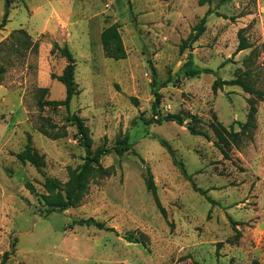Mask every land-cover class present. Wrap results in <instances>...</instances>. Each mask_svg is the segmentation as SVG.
<instances>
[{"label": "rangeland", "instance_id": "374dc122", "mask_svg": "<svg viewBox=\"0 0 264 264\" xmlns=\"http://www.w3.org/2000/svg\"><path fill=\"white\" fill-rule=\"evenodd\" d=\"M208 8L204 33L181 52V40ZM3 10L0 0V20ZM111 23L119 25L124 59L103 55L99 32ZM240 30L251 47L236 52ZM54 43L75 59L79 92L70 112L84 119L92 150L109 149L100 162L114 172L91 182L77 205L49 212L24 186L30 181L42 193L43 177L13 153L29 135L46 174L61 182L85 155L66 109L37 104L41 88L44 99L65 95L53 75L67 60ZM188 53L213 73L186 77L180 68ZM248 56L251 81L264 92V0H11L0 30V262L9 251L3 264H264V95L253 101L251 137L231 146L229 158L209 127L217 120L238 131L246 120L252 95L235 85L214 93L212 83L246 69ZM150 64L160 94L155 111ZM156 113H178L183 123L144 124L141 118ZM41 116L64 124L66 136L38 132ZM124 135L130 148L120 155L113 146ZM177 162L209 198L192 189ZM148 169L166 218L146 189ZM89 217L113 230L73 222ZM231 221L238 223L237 239ZM129 231L144 233L147 246L126 240Z\"/></svg>", "mask_w": 264, "mask_h": 264}, {"label": "trees", "instance_id": "16d2710c", "mask_svg": "<svg viewBox=\"0 0 264 264\" xmlns=\"http://www.w3.org/2000/svg\"><path fill=\"white\" fill-rule=\"evenodd\" d=\"M212 1L213 0H198L200 5H203L205 3H211ZM225 1L229 0H219L220 3ZM10 4L11 0H4V10L2 18L0 20V30L3 29V27L8 21ZM212 12V9L208 8L205 14L198 20V22L191 27L186 38L181 40V43L179 45V49L181 52H183L187 48H190L191 45L204 33L206 29V18ZM17 32L25 33V31L22 29L17 30ZM237 37L238 44L235 49L236 52L251 47V43L244 35H242L241 30L238 32ZM99 40L101 43L103 55L106 58L119 60L124 59L126 57V49L119 31V25L117 23H111L109 25L103 26L99 33ZM54 47L67 60L61 74L53 75L59 82L64 85L65 95L62 99H44V95L47 92V88H41L39 89V100L37 104L39 108H43L45 106H63L66 109V121L69 122L71 125L75 126L78 142L80 146L83 147L85 155L80 164L75 167L67 168V179L65 182H61L58 179L46 174V172L44 171L45 157L33 146L31 137L29 135L27 136V141L24 147L20 151L13 153L15 158L20 163L31 164L43 177V181L41 182L43 188L42 193H38L35 189L34 184L30 181H26L24 183V186L30 194L36 195L38 197L39 202L46 206L49 212L55 210H65L69 207L77 205L81 201L83 196L86 194L89 184L91 182L109 176L114 172L112 168L104 167L100 162L101 157L105 155L109 151V149L105 146H98L94 150H92V141L89 129L85 124L84 119L79 115L70 112L71 99L74 95L78 94L79 92L73 79L75 59L67 46L60 47L56 43H54ZM243 63L246 69L239 70V72L233 78L222 79L219 76H216L215 80L212 83V90L214 93L218 89L222 88L223 85H235L239 86L244 92L252 95L251 97H248L246 99L248 104L246 120L244 122H238V131L234 130L233 125L226 127L217 120H214L209 124V127L211 128L216 138V146L222 153L224 158H229L228 150L231 146H237L242 136L251 137V132L255 128L256 113V108L253 105V101L254 99L261 100L264 95V92L259 89H256L251 81L252 75L250 65L252 64V61L250 57H246L243 60ZM180 70L186 77L198 76L201 73H213V71L209 68H203L196 65L194 63L192 53L187 54V58L182 64ZM3 71L4 67L0 66V74ZM150 71L152 87H154V101L152 106L153 110L155 111L156 105L159 103L160 100V94L157 89L158 82L156 78V70L151 64ZM40 119L42 121L36 125V130L42 135L51 139H57L66 136L67 131L66 126L64 124L58 126L55 123H52L49 117L41 116ZM141 119L144 124H160L163 121H173L177 124L183 123L182 118L178 113H167L165 115H160L156 113V117L152 116L147 119ZM214 119H216L215 116ZM190 131L194 134H200L205 137L207 136L205 132L200 130L190 128ZM129 148L130 143L128 141L127 135H124L123 137H117L116 142L113 146V150L117 154L121 155L124 151L128 150ZM176 164L178 165L180 173L188 181H190L192 189L200 193L201 195L206 196V198H209L206 195V190L195 185V183L192 181L191 176L187 174L184 165L181 162H177ZM145 186L146 189L151 193L155 206L158 208L160 214L164 218H166V210L161 204L157 193V187L153 180L152 173L149 171V169L147 170ZM73 222L78 225L95 226L99 229L113 230L112 227H106L103 222L96 221L91 217L74 220ZM231 225L235 232L234 237L237 239L239 236H241L240 230L236 227L238 223L236 221H231ZM124 238L130 242L140 243L143 246H147V237L142 232L136 233L134 231H129L125 233ZM8 255L9 251H5L3 253L0 264H3L7 260ZM193 264L198 263L194 262ZM252 264L261 263L258 260L254 259L252 261Z\"/></svg>", "mask_w": 264, "mask_h": 264}, {"label": "crops", "instance_id": "0c3cea01", "mask_svg": "<svg viewBox=\"0 0 264 264\" xmlns=\"http://www.w3.org/2000/svg\"><path fill=\"white\" fill-rule=\"evenodd\" d=\"M102 29V28H101ZM101 31V30H100ZM100 33V32H99Z\"/></svg>", "mask_w": 264, "mask_h": 264}]
</instances>
